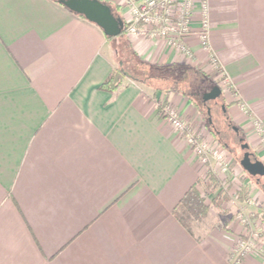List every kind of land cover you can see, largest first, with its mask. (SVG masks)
<instances>
[{
    "label": "crops",
    "instance_id": "crops-1",
    "mask_svg": "<svg viewBox=\"0 0 264 264\" xmlns=\"http://www.w3.org/2000/svg\"><path fill=\"white\" fill-rule=\"evenodd\" d=\"M207 4V49L198 0L191 57L141 36L126 37L130 47L150 64L211 77L217 64L264 122V0ZM113 48L52 0H0V264H233L224 218L191 236L172 214L203 169L157 105L166 99L190 128L199 112L179 93L133 81L101 89ZM258 156L264 164V150ZM239 264L264 260L247 254Z\"/></svg>",
    "mask_w": 264,
    "mask_h": 264
},
{
    "label": "rangeland",
    "instance_id": "rangeland-1",
    "mask_svg": "<svg viewBox=\"0 0 264 264\" xmlns=\"http://www.w3.org/2000/svg\"><path fill=\"white\" fill-rule=\"evenodd\" d=\"M213 67L215 73L212 77L209 76V80L221 89L222 97L210 100L209 105L218 128L226 131L229 147L223 146L208 130L205 125V112L202 109L196 123L191 126L193 131L200 134L210 152L209 162L201 165L203 177L199 179V190L209 205L213 197L219 196L217 204L220 208L211 206L208 218L203 224H196L193 229L199 234L203 228L215 227L222 217L225 223L223 225L228 224L232 232H235L236 244L245 235L253 233L256 246L264 249V189L261 183H257L239 164L240 143L238 137H234L235 132L231 128L235 126L241 130L243 139L260 160L258 153L264 150V122L252 115L250 107L241 100L234 83L225 78L219 66L215 64ZM213 77L216 78L213 80ZM198 98H194L197 103ZM221 105H227V113L231 120L230 130L226 127ZM236 111L246 118L245 124H237L233 116ZM258 126L262 130L258 131ZM243 219L248 223L243 222Z\"/></svg>",
    "mask_w": 264,
    "mask_h": 264
},
{
    "label": "trees",
    "instance_id": "trees-1",
    "mask_svg": "<svg viewBox=\"0 0 264 264\" xmlns=\"http://www.w3.org/2000/svg\"><path fill=\"white\" fill-rule=\"evenodd\" d=\"M52 1L60 4L59 0ZM100 1L107 4L111 8V12L114 17L123 22L120 35L116 37L105 36L113 43L115 62L117 66L114 67L107 78L103 81L100 88L113 92L120 87H123L126 84V81H133L144 87L160 90L164 93V95L179 93L186 97L195 106L198 112H201L202 109H204L206 127L223 146L229 147V139L226 135V131L223 132L220 130L213 118L212 109L209 105V102L211 101L204 102L202 100V95L215 86V84L209 80V76L199 70L185 65H153L143 61L130 47V43L124 33V21L118 13L116 6H113L104 0ZM80 17L83 18V16ZM221 97L222 95L220 98ZM194 98H198L199 103H197ZM226 106L227 105L223 106L221 111L226 121V127L230 130L229 126L231 125V120L228 116ZM164 108H166V99L157 105V111L160 116H162ZM207 109H209V113H207ZM234 137L243 139L240 129L238 134L234 133ZM239 148L241 150V155L238 158L239 164L244 156H247L248 158L255 157L258 159L256 154L250 150L249 146L248 148H245L239 144ZM199 184L200 180H198L196 184L191 186L185 192L183 197L172 210V214L175 219L191 236L197 235L193 227L196 224L204 223L209 215L211 206L220 208L219 204H217L219 196L211 199V205L207 204L206 198L201 195ZM204 231H206L205 228H203V231L201 232Z\"/></svg>",
    "mask_w": 264,
    "mask_h": 264
},
{
    "label": "built area",
    "instance_id": "built-area-1",
    "mask_svg": "<svg viewBox=\"0 0 264 264\" xmlns=\"http://www.w3.org/2000/svg\"><path fill=\"white\" fill-rule=\"evenodd\" d=\"M117 1L118 5L124 7L128 13V17L123 20L126 37L141 36L150 40H163L168 49L181 52L187 57L192 56L185 39L192 30L191 21L195 0ZM198 3L200 7V29L197 35L201 47L207 49L208 4L207 0H198ZM162 116L184 136L199 165L207 164L210 159V152L200 134L188 127L180 115L170 107L163 109ZM257 129L259 131L260 126ZM242 221L248 223L246 219ZM247 254L264 260V249L256 246L253 233L245 235L237 244L235 243L233 264H239V257Z\"/></svg>",
    "mask_w": 264,
    "mask_h": 264
},
{
    "label": "water",
    "instance_id": "water-1",
    "mask_svg": "<svg viewBox=\"0 0 264 264\" xmlns=\"http://www.w3.org/2000/svg\"><path fill=\"white\" fill-rule=\"evenodd\" d=\"M65 8L76 15L83 16L87 21L99 27L105 36L116 37L121 34L123 22L114 17L111 8L100 0H59ZM222 91L218 86H213L208 92L202 95L204 102L216 100L220 98ZM223 107V105H221ZM209 113V109H207ZM232 130L238 134L239 129L235 126ZM239 143L242 147L248 148L245 140L240 138ZM241 167L251 176L257 183H261L264 189V164L261 160L252 157L244 158L240 161Z\"/></svg>",
    "mask_w": 264,
    "mask_h": 264
}]
</instances>
